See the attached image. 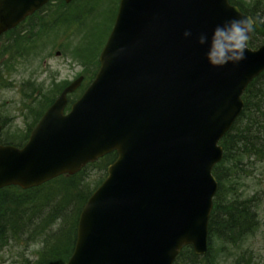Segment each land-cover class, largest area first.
<instances>
[{"label":"water","instance_id":"95a60500","mask_svg":"<svg viewBox=\"0 0 264 264\" xmlns=\"http://www.w3.org/2000/svg\"><path fill=\"white\" fill-rule=\"evenodd\" d=\"M47 1L0 0V34ZM248 17L229 0H120L81 96L64 111L78 77L22 146L0 144V188L36 186L116 152L79 213L65 264H172L184 245L206 252L218 141L264 70V41L242 61L213 66L197 37Z\"/></svg>","mask_w":264,"mask_h":264},{"label":"rangeland","instance_id":"374dc122","mask_svg":"<svg viewBox=\"0 0 264 264\" xmlns=\"http://www.w3.org/2000/svg\"><path fill=\"white\" fill-rule=\"evenodd\" d=\"M236 2L260 22L264 20V0ZM117 5L118 0H50L22 27L0 35V143L8 139L25 142L24 134L36 123L37 112L76 76L84 75L83 85L80 89L81 83L77 86L71 99L78 97L94 75ZM262 32L259 28L255 37L258 43ZM15 33L22 34V40H33L13 45ZM239 173L235 179L224 180L225 192L230 199L254 200L259 228L234 247L213 237L212 264H235L244 254L250 264H264V159H245ZM103 175V170L91 165L80 176L92 185ZM14 186L0 189V264H47L46 257L61 264L67 252L64 247L72 241L74 207L56 215L52 207L44 206L48 203L43 199L44 204L38 206L40 194ZM16 196L24 200L18 203Z\"/></svg>","mask_w":264,"mask_h":264},{"label":"trees","instance_id":"16d2710c","mask_svg":"<svg viewBox=\"0 0 264 264\" xmlns=\"http://www.w3.org/2000/svg\"><path fill=\"white\" fill-rule=\"evenodd\" d=\"M229 1L237 4L243 12L250 14L241 4L236 2V0ZM36 13L37 12L29 16L19 25L25 24L30 18H33ZM250 16L255 19L256 23L250 35L248 46L256 47L260 44L255 39L256 35H258L259 28H263L260 42L264 40V20L260 22L252 14H250ZM22 37V34L15 33L12 40L13 45L17 43H27V41L33 40V38L22 40ZM92 76L93 75H90V79ZM72 95H74V92L70 96ZM242 98L244 100V106L241 113L219 141L223 148V158L212 168V174L218 182V189L213 197L212 209L208 219V249L205 254L197 255L191 245H185L174 259L173 264H212L210 245L213 237H217L222 242L234 247L243 242L248 236L254 234L259 228V218L256 212L257 204L249 197L240 198L232 196L230 199V197H228L229 194H226L224 189V180L232 176V179L238 177L237 175L240 174V167L245 163V159L252 160L253 157L259 160L264 159V70L248 84L243 92ZM52 100L53 99L48 103ZM44 109L45 107L37 112L34 120L37 121L39 119ZM28 131L27 134H24L25 139L28 136ZM18 142L19 141L12 142L11 139H8V141L4 143H15L17 145L23 143ZM115 157L116 152L112 151L105 154L97 161L88 163L87 166L97 165V167L104 172V175L98 181L95 180L92 185L85 183L84 178L80 176L81 172L87 167L86 166L81 171L74 174H61L43 184L28 188V192L40 194L41 201L38 206L44 204L42 203L43 199L46 204L48 203L44 206L52 207L56 215L61 214L66 209L70 210L74 207L72 215L73 221H71L72 241L71 245L69 243L64 247V249H67V252L64 253V257H66H63L64 259L61 261V264H65L73 250L76 238L77 219L83 204L92 191L104 179L107 166ZM11 186L13 185L7 187ZM235 186L236 183L232 185L231 190H234ZM14 200L20 203L24 198H22V196H16ZM34 201L35 200H32L31 203H34ZM24 204L27 205L29 202ZM4 205L5 207L1 211L2 213H4L7 204ZM16 206L19 205L17 204ZM31 210L34 211L35 208L32 206ZM14 211H16V209H14ZM69 233L68 231V234ZM46 259L48 260L47 264H55L56 259L52 258L50 260L47 257L45 260ZM250 263L251 260L245 254L240 257V260L235 262V264Z\"/></svg>","mask_w":264,"mask_h":264},{"label":"clouds","instance_id":"9594fccd","mask_svg":"<svg viewBox=\"0 0 264 264\" xmlns=\"http://www.w3.org/2000/svg\"><path fill=\"white\" fill-rule=\"evenodd\" d=\"M255 23V19L251 17L230 19L216 25L210 38L204 33L199 34L197 42L203 45L207 40L205 57L211 65L224 66L229 62L237 63L246 59L245 50H248ZM183 35L188 37L191 32L186 30Z\"/></svg>","mask_w":264,"mask_h":264},{"label":"flooded vegetation","instance_id":"af4514ba","mask_svg":"<svg viewBox=\"0 0 264 264\" xmlns=\"http://www.w3.org/2000/svg\"><path fill=\"white\" fill-rule=\"evenodd\" d=\"M39 12V11H38ZM19 28V27H18Z\"/></svg>","mask_w":264,"mask_h":264}]
</instances>
